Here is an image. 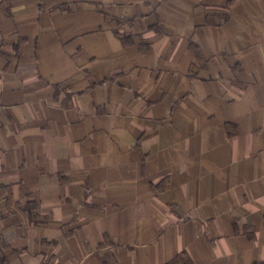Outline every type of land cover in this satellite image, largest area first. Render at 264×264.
Instances as JSON below:
<instances>
[{
  "label": "crops",
  "instance_id": "obj_1",
  "mask_svg": "<svg viewBox=\"0 0 264 264\" xmlns=\"http://www.w3.org/2000/svg\"><path fill=\"white\" fill-rule=\"evenodd\" d=\"M182 252L264 264V0H0V264Z\"/></svg>",
  "mask_w": 264,
  "mask_h": 264
},
{
  "label": "trees",
  "instance_id": "obj_2",
  "mask_svg": "<svg viewBox=\"0 0 264 264\" xmlns=\"http://www.w3.org/2000/svg\"><path fill=\"white\" fill-rule=\"evenodd\" d=\"M248 233H249V236H253L252 230L249 231ZM43 264H51V263L44 262ZM164 264H192V261L186 253L182 252V253L175 255L171 260H169L168 262Z\"/></svg>",
  "mask_w": 264,
  "mask_h": 264
}]
</instances>
